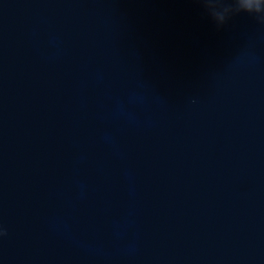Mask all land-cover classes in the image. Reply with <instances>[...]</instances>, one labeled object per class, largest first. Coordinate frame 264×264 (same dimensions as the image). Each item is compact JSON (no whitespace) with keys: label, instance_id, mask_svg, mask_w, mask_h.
<instances>
[{"label":"water","instance_id":"water-1","mask_svg":"<svg viewBox=\"0 0 264 264\" xmlns=\"http://www.w3.org/2000/svg\"><path fill=\"white\" fill-rule=\"evenodd\" d=\"M0 232V264H264V22L0 0Z\"/></svg>","mask_w":264,"mask_h":264},{"label":"clouds","instance_id":"clouds-1","mask_svg":"<svg viewBox=\"0 0 264 264\" xmlns=\"http://www.w3.org/2000/svg\"><path fill=\"white\" fill-rule=\"evenodd\" d=\"M198 2L218 28L223 27L233 16L240 14H247L264 22V0H198Z\"/></svg>","mask_w":264,"mask_h":264}]
</instances>
